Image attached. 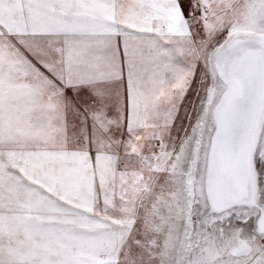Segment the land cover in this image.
Listing matches in <instances>:
<instances>
[{
  "label": "snow or ice",
  "instance_id": "snow-or-ice-1",
  "mask_svg": "<svg viewBox=\"0 0 264 264\" xmlns=\"http://www.w3.org/2000/svg\"><path fill=\"white\" fill-rule=\"evenodd\" d=\"M0 264H264V0H0Z\"/></svg>",
  "mask_w": 264,
  "mask_h": 264
}]
</instances>
